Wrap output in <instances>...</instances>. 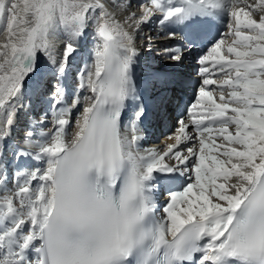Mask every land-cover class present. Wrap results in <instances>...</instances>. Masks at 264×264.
I'll return each instance as SVG.
<instances>
[{"label": "snow or ice", "instance_id": "1", "mask_svg": "<svg viewBox=\"0 0 264 264\" xmlns=\"http://www.w3.org/2000/svg\"><path fill=\"white\" fill-rule=\"evenodd\" d=\"M153 17L182 40L138 84L137 34ZM90 20L78 88L91 95L70 131L80 98L70 106L63 82ZM129 21L101 0H0V264H264V0H147ZM198 52L190 124L163 152L142 150L145 121L166 115ZM26 93L43 115L16 144Z\"/></svg>", "mask_w": 264, "mask_h": 264}, {"label": "bare ground", "instance_id": "2", "mask_svg": "<svg viewBox=\"0 0 264 264\" xmlns=\"http://www.w3.org/2000/svg\"><path fill=\"white\" fill-rule=\"evenodd\" d=\"M101 2L105 3L106 5H108L109 8L112 7V9L114 11L117 12V18L120 20V22L122 24H124V27L128 30V31H133L134 29V23L129 21L128 23H124L127 16L129 15V13L131 11H137V13L139 14V1L137 0H101ZM255 0H249V3H254ZM120 3H130L131 4V8L128 10H124V11H120L117 10L114 5L116 4H120ZM110 4V5H109ZM255 15V14H254ZM153 19H156V17H153L151 19V21ZM151 21L145 25L141 26V31L137 34V48L140 50L141 54L139 56V58L141 59V61L143 62L142 67L144 66L145 69L150 70L151 68L157 67L159 62H163L164 61V52L163 49L164 47H171L174 46L175 43V39L169 38V41H163V42H159L158 41V33L157 31H159L160 29H158L157 27V21L155 23V26H153L151 24ZM89 29H95V25L94 23H92V21L90 20V27L86 30V34L85 37L82 38L81 40V55L77 57L75 64H73V72L70 75V78L64 83L65 88L67 89L68 93H71V97H73V94L75 95H79L80 98V103L82 104L84 102V106L87 103L85 101V96H89L91 95L90 92H88L86 89H75V85H78V76L76 73V70L80 67L81 70L85 71V62L91 63L90 60V56L89 54L91 53V51L93 50V46H94V36H93V31L89 32ZM152 31V32H151ZM163 31H167V28H164ZM88 32V34H87ZM151 32V33H150ZM144 33H147L144 35ZM148 33H150L149 35L153 37L152 40V48L149 49L147 47V41L145 39V37L149 36ZM65 37L64 35H62V37L57 36L55 38V44H56V55L59 56L60 51L63 48V41H64ZM6 40V35L2 37L0 43L5 42ZM231 41V40H229ZM141 42L144 43V45H141ZM87 56V57H86ZM185 63H187V61H185ZM145 71V70H144ZM146 72V71H145ZM134 79H136V77L134 76ZM138 84H139V80L136 79ZM82 93L83 96H82ZM190 93V90H189ZM198 96V94H188L187 95V105H191V103L194 101V99H196V97ZM71 97L69 98L68 95V101L71 102ZM69 102V105L71 106ZM22 103L24 104V107L19 111L18 113V123L17 126L13 132V141L16 144H22V140L23 137L25 135V133L28 131L27 128L30 127V125L32 124L33 121L39 120L40 117L43 115V111L41 110L40 106L36 105V102L34 99H28V95L26 93L25 97L22 98ZM79 103V104H80ZM131 103V102H130ZM78 105H76L75 107H73L72 109V119L73 117L76 115V113L78 112ZM29 105H32V107H29ZM30 108L29 112L31 113V111L34 112V115L29 114V112L27 114H25V112L27 111V108ZM82 111V110H81ZM81 113V112H80ZM131 115V110L128 111V113L125 115V117H123V121L126 124L128 122V118ZM80 116V114H79ZM79 116L77 117V119L79 118ZM166 119L169 120V124L168 127L169 129L162 134L163 138L162 140L160 139L159 142L157 143H153L151 144V139L153 137V134L156 133L155 136H159V134H161V132H163L164 128H162L161 125H163V123L161 122V118L158 117V115H156V118H158L157 121V125H156V130L155 132L152 133V130L150 128L146 129L143 133L144 135V139L141 141V144L143 145V148H141L142 150H150L153 148H149L150 146H155V149L157 151L163 152L166 149V145L169 143H174V140H169L168 137L169 136H174L176 133V130L179 127L178 121L180 119H184L186 123L190 124V120L188 118V112H187V107L183 109V114L182 116L179 118H177L176 116H174L173 114V109L172 107L169 105L167 108V112L165 115ZM51 120V116H49V121ZM148 126V124H147ZM154 126V125H153ZM49 127H51V124L49 123ZM166 127V126H165ZM69 130L70 131H74L75 130V124L73 126H69ZM189 133L193 134L194 133V129L193 128H189ZM154 141V140H153ZM223 141L218 140L217 143H222ZM195 143V141L193 142H185L183 144L180 145V149L184 150L186 147H190L192 146V144ZM198 147V145H197ZM166 163H176V161L170 159L169 157L165 158ZM5 163L9 165V172L11 174V172H13L15 170V163L13 162V157H12V152L9 151L6 155L5 158ZM12 185H9V187H11ZM168 200L167 195L162 196L160 199V203L164 204L166 203Z\"/></svg>", "mask_w": 264, "mask_h": 264}, {"label": "rangeland", "instance_id": "3", "mask_svg": "<svg viewBox=\"0 0 264 264\" xmlns=\"http://www.w3.org/2000/svg\"><path fill=\"white\" fill-rule=\"evenodd\" d=\"M62 35L63 34H59L58 36H60V37H62ZM54 42H56V41H54ZM87 57V56H86ZM79 73L81 72V71H78ZM77 87V86H76ZM66 91H67V89H66ZM83 94L84 93H82V96H83ZM69 95V98L71 97V95L70 94H68ZM86 97V96H85ZM75 96L73 95V97H71V102H70V104L72 103V101L73 100H75ZM81 107H82V105H81ZM80 106H79V110H78V112L76 113V115L73 117V119H72V123H71V126H73L74 124H75V121L77 120V117L79 116V113H80V111H81V108ZM27 111L25 112V114H27L28 112H29V110H30V108L28 107L27 109H26ZM29 114H33L34 115V112L33 111H31V113L29 112Z\"/></svg>", "mask_w": 264, "mask_h": 264}]
</instances>
